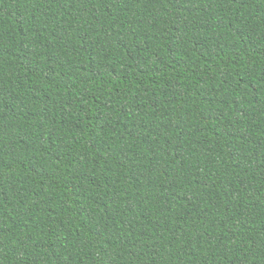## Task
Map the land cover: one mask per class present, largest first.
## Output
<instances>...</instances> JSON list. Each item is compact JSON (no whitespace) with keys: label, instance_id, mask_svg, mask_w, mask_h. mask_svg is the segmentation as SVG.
Returning a JSON list of instances; mask_svg holds the SVG:
<instances>
[{"label":"trees","instance_id":"trees-1","mask_svg":"<svg viewBox=\"0 0 264 264\" xmlns=\"http://www.w3.org/2000/svg\"><path fill=\"white\" fill-rule=\"evenodd\" d=\"M0 264H264V0H0Z\"/></svg>","mask_w":264,"mask_h":264}]
</instances>
